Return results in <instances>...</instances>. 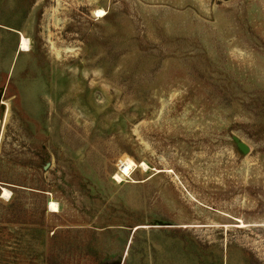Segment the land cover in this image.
<instances>
[{"label": "rangeland", "instance_id": "374dc122", "mask_svg": "<svg viewBox=\"0 0 264 264\" xmlns=\"http://www.w3.org/2000/svg\"><path fill=\"white\" fill-rule=\"evenodd\" d=\"M0 120V264H264V0H0Z\"/></svg>", "mask_w": 264, "mask_h": 264}, {"label": "bare ground", "instance_id": "6f19581e", "mask_svg": "<svg viewBox=\"0 0 264 264\" xmlns=\"http://www.w3.org/2000/svg\"><path fill=\"white\" fill-rule=\"evenodd\" d=\"M97 15L98 16H101V15H103V12L102 11H97ZM29 48H30L29 41H28V39H26L23 36L21 38V41H20V48L19 49H20L21 52H28L29 51ZM134 165L135 164H134V162L131 159L124 160L123 166L120 168V173L123 176L129 175V173H130V171H131V169L133 168ZM143 166L146 167L145 164H143ZM119 176L120 175H115V177L117 179L120 178ZM9 193L10 192L7 189H4L3 190V196L7 197L9 195ZM49 208H50L51 211L54 212L57 209V205L54 202H50Z\"/></svg>", "mask_w": 264, "mask_h": 264}, {"label": "water", "instance_id": "95a60500", "mask_svg": "<svg viewBox=\"0 0 264 264\" xmlns=\"http://www.w3.org/2000/svg\"><path fill=\"white\" fill-rule=\"evenodd\" d=\"M1 128H2V121L0 120V133H1ZM241 148L243 149V151H248V148L246 145H241Z\"/></svg>", "mask_w": 264, "mask_h": 264}]
</instances>
